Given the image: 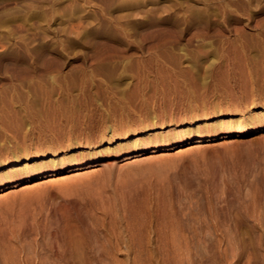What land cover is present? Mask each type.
Returning a JSON list of instances; mask_svg holds the SVG:
<instances>
[{"label":"rangeland","instance_id":"obj_1","mask_svg":"<svg viewBox=\"0 0 264 264\" xmlns=\"http://www.w3.org/2000/svg\"><path fill=\"white\" fill-rule=\"evenodd\" d=\"M262 106L264 0H0V164ZM188 147L0 193V264H264V131Z\"/></svg>","mask_w":264,"mask_h":264},{"label":"bare ground","instance_id":"obj_2","mask_svg":"<svg viewBox=\"0 0 264 264\" xmlns=\"http://www.w3.org/2000/svg\"><path fill=\"white\" fill-rule=\"evenodd\" d=\"M252 112L256 117L244 112H218L202 119L190 118L178 124L166 122L159 127L131 130L126 135H110L100 139V145L104 142L106 147L97 150L84 145H72L43 154L16 155L10 161L0 164V193L68 171L73 173V178H80L86 173L85 169L98 167L103 155L128 159L153 153L161 154L185 146L192 148L229 136L244 137L261 133L264 131V106L252 108L250 113ZM84 149L87 151H82ZM36 184L39 183L31 186Z\"/></svg>","mask_w":264,"mask_h":264}]
</instances>
